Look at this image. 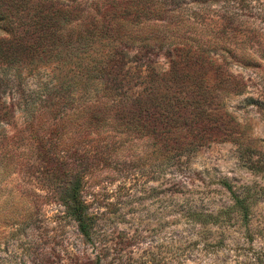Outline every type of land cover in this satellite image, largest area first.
Wrapping results in <instances>:
<instances>
[{
    "label": "trees",
    "instance_id": "16d2710c",
    "mask_svg": "<svg viewBox=\"0 0 264 264\" xmlns=\"http://www.w3.org/2000/svg\"><path fill=\"white\" fill-rule=\"evenodd\" d=\"M205 3L211 2L0 0V182L35 165L36 175L60 194L64 215L92 240L99 209L91 186L102 169L117 171L141 149L146 156L140 158L148 154L168 166L213 142H231L264 175V139L226 103L247 89L230 66L264 63L262 35L255 27H234L236 12L229 9L210 27L201 21ZM162 51L169 55L167 70L153 66L152 56ZM20 111L22 126L10 138L6 128L17 127ZM228 190L229 209L193 211V219L217 224L223 213L237 212L248 226L252 195ZM33 202L17 224L33 223Z\"/></svg>",
    "mask_w": 264,
    "mask_h": 264
},
{
    "label": "rangeland",
    "instance_id": "374dc122",
    "mask_svg": "<svg viewBox=\"0 0 264 264\" xmlns=\"http://www.w3.org/2000/svg\"><path fill=\"white\" fill-rule=\"evenodd\" d=\"M210 2L199 5L205 8L201 21L215 27L223 21V9L233 10L237 22L230 23L238 29L255 27L264 42V0ZM237 40L243 45L242 39ZM251 50L261 56L256 46ZM168 56L165 51L153 55V66L167 70ZM230 67L242 76L247 89L229 98L227 108L253 136L264 139V63L254 69ZM21 114L16 128H6L8 137L18 134ZM4 143L0 135V146ZM141 150L136 151V159L122 161L111 174L110 168L102 169L100 182L91 186L97 194L93 208L99 209L92 240L64 215L60 194L36 175L35 165L24 164L0 182V264H264V175L252 171L235 144L213 142L168 166L148 154L140 158L146 156ZM229 186L252 195L248 226L237 212L223 213L217 224L193 219V211L216 214L229 209L233 202ZM34 200L38 214L33 223L17 224Z\"/></svg>",
    "mask_w": 264,
    "mask_h": 264
}]
</instances>
